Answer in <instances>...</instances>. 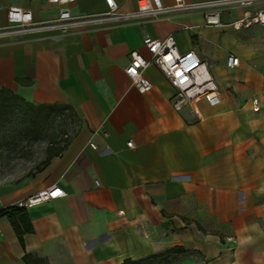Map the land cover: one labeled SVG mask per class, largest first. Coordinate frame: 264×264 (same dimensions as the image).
<instances>
[{
	"label": "crops",
	"instance_id": "0c3cea01",
	"mask_svg": "<svg viewBox=\"0 0 264 264\" xmlns=\"http://www.w3.org/2000/svg\"><path fill=\"white\" fill-rule=\"evenodd\" d=\"M214 1L119 22L104 18L105 0H0V29L13 6L30 9L34 24L0 35V88L32 104H65L81 122L32 190L0 196L1 211L53 185L66 193L27 207L33 231L24 244L0 216V264H121L185 245L202 264H264V24L232 25L264 0L228 5L223 24L209 25ZM116 2L119 12L138 6ZM65 8L101 17L66 34L39 26ZM169 35L209 64L222 93L216 105L199 100L202 120L175 109L176 89L156 65L147 67V93L126 72L132 51L151 57L146 36ZM231 53L238 66H227Z\"/></svg>",
	"mask_w": 264,
	"mask_h": 264
},
{
	"label": "built area",
	"instance_id": "2783aa9c",
	"mask_svg": "<svg viewBox=\"0 0 264 264\" xmlns=\"http://www.w3.org/2000/svg\"><path fill=\"white\" fill-rule=\"evenodd\" d=\"M52 1L59 4H69L74 0ZM105 1L108 11L104 14V18L115 19L119 22L140 15L160 17L163 13L183 10L187 7L184 0H174L171 5L165 4L163 0H137L136 10L119 12L116 0ZM258 1L263 0H217L211 2L210 7L205 11V21L209 25H221L223 24V9L226 6H244ZM100 17L99 15H73L69 9L65 8L59 12L55 19L39 26H55L60 30V34H66L76 30H84ZM253 24H264V7L232 21V25L236 29L250 27ZM33 27L32 11L28 8L13 6L8 9L7 24L0 29V35L21 34ZM144 44L151 53V57L147 58L139 50H134L126 67L128 76L141 93H147L153 87V82L147 74V67L154 64L176 89V95L173 99V106L176 110L189 107L197 119L202 120L204 115L198 106L199 100L205 99L211 105H216L221 101L222 93L209 64L199 56L196 50L181 52L173 35L165 38L146 36ZM226 63L228 67L238 66L240 57L231 53L228 55ZM254 105L255 109L258 110L257 99L254 100ZM91 144L96 147L94 142ZM129 145L132 146V142H129ZM97 184H99L98 181ZM65 194L61 186L53 185L33 194L21 205L29 207L60 198Z\"/></svg>",
	"mask_w": 264,
	"mask_h": 264
},
{
	"label": "rangeland",
	"instance_id": "374dc122",
	"mask_svg": "<svg viewBox=\"0 0 264 264\" xmlns=\"http://www.w3.org/2000/svg\"><path fill=\"white\" fill-rule=\"evenodd\" d=\"M81 122L65 104L37 105L0 89V196L29 191L42 178L46 159L79 132ZM153 254L137 264H202L194 249Z\"/></svg>",
	"mask_w": 264,
	"mask_h": 264
},
{
	"label": "trees",
	"instance_id": "16d2710c",
	"mask_svg": "<svg viewBox=\"0 0 264 264\" xmlns=\"http://www.w3.org/2000/svg\"><path fill=\"white\" fill-rule=\"evenodd\" d=\"M1 90H6L9 91L11 93H13L15 96L19 97L21 100L25 101L20 95H18L17 93H15L14 91H12L11 89L8 88H0ZM27 102V101H25ZM30 103V102H28ZM70 143V141L66 142L61 148L58 149L57 152L53 153L51 156H49L45 161V163L49 164L51 159L54 156H57L59 154H61L68 146V144ZM2 215H7L14 228L15 231L20 239V241L24 244V234L33 231V225L31 223V219L28 213V209L26 206H22V205H13L10 206L6 209H3L0 211V216ZM180 246H175L174 248L170 249V251H174L176 249H179ZM153 255H150L149 257H151ZM143 258L141 259H126L123 263L121 264H137L140 261H142Z\"/></svg>",
	"mask_w": 264,
	"mask_h": 264
}]
</instances>
